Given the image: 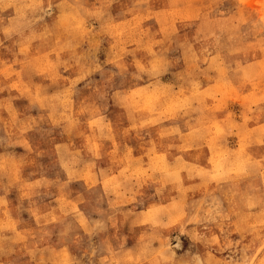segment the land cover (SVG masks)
Instances as JSON below:
<instances>
[{
	"label": "rangeland",
	"instance_id": "1",
	"mask_svg": "<svg viewBox=\"0 0 264 264\" xmlns=\"http://www.w3.org/2000/svg\"><path fill=\"white\" fill-rule=\"evenodd\" d=\"M97 98L208 157L113 170ZM183 181L237 189L136 202ZM0 264H264V0H0Z\"/></svg>",
	"mask_w": 264,
	"mask_h": 264
},
{
	"label": "crops",
	"instance_id": "2",
	"mask_svg": "<svg viewBox=\"0 0 264 264\" xmlns=\"http://www.w3.org/2000/svg\"><path fill=\"white\" fill-rule=\"evenodd\" d=\"M87 71V70H86ZM85 71V72H86ZM87 73V72H86ZM92 74L88 76L89 79H91ZM102 77H105V74L101 75ZM75 74H71L69 79H76ZM85 77V80L88 79ZM77 87V86H76ZM172 91L177 92L179 89L178 87H169ZM86 89L85 87H80L78 91L82 93L81 91ZM126 87L121 88L120 86L117 88L110 89L109 85L106 87H100L99 90L96 92L94 90H90V95L94 96V92L96 94L104 95V96H114L115 94L122 93ZM188 90V89H187ZM97 110H102L103 112H108V115H105L106 119L109 118L112 122L116 121V124L118 126H135L133 129L132 134H128L129 136H121L120 133L117 134L115 137V140H113V143L116 145L113 149L112 146H107L106 148L102 149V153H107L108 155H105L103 157V160L105 162H109L113 165V170L117 171L121 169V155H123L126 150L129 149V153L131 154V157L133 159H143L146 160L148 157H152L153 154H158L161 156H165V158L172 159L176 157H181L183 160L191 161V160H197V162H204L205 158L208 157V152L203 148H196V149H188L186 148V144L190 142H198L195 138L193 140H190V135L188 127L191 126L188 124L181 122L179 124L181 135H171V136H160L157 134L156 127H149V132L145 128L146 126H143L148 123V113L145 111H129L126 109L121 103L117 102L116 104H108L101 100L100 98H97V101L95 103ZM116 107V109H115ZM123 107V108H122ZM115 109V110H114ZM114 112V113H112ZM176 123H163L158 124V133L161 130L160 126L168 127V126H174ZM141 126H143L141 128ZM117 132H120L119 129H117ZM145 132H148L147 134H144ZM144 134V135H141ZM112 145V144H111ZM194 147V146H193ZM112 149V150H111ZM109 152V153H108ZM113 153V154H110ZM201 163V164H202ZM101 168H108V166H103ZM185 175V174H183ZM142 179L137 180L136 182H131L130 185L136 187L137 184H141ZM263 183V182H262ZM129 185V184H128ZM263 185V184H262ZM180 190H169L162 193H158L156 190V187L146 182L141 185V189L136 191V202L138 201V197L140 192L142 194H145L144 192H148V195H144L143 199L146 198L147 200L144 203V208H147V206L151 204H158V201H161V204H168L169 202H181V205L184 208V216L183 222L188 221V216L190 215L189 207L192 206V203L194 200H197L198 198H201L202 195L206 192H212L213 195L216 194L217 196H220L219 191L222 189L224 191H235L237 189V184L229 183V184H216L215 183H201V181L196 182H188L183 181L180 184ZM241 186V184H239ZM247 186V185H246ZM126 196H129L126 194ZM218 198V197H217ZM219 199V198H218ZM140 200V199H139ZM139 212V211H138ZM93 221V219H92ZM193 226H190L186 229V231H189L190 233H194ZM200 230V229H198ZM188 232V233H189ZM188 236V235H187ZM190 238V236H188Z\"/></svg>",
	"mask_w": 264,
	"mask_h": 264
}]
</instances>
